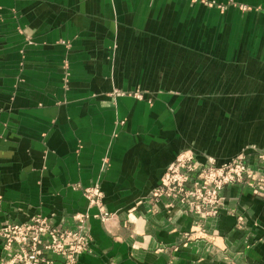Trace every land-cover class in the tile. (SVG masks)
<instances>
[{
	"label": "crops",
	"instance_id": "crops-1",
	"mask_svg": "<svg viewBox=\"0 0 264 264\" xmlns=\"http://www.w3.org/2000/svg\"><path fill=\"white\" fill-rule=\"evenodd\" d=\"M186 151L264 152V0H0V229H74L99 185L79 264H264L263 195L152 199Z\"/></svg>",
	"mask_w": 264,
	"mask_h": 264
},
{
	"label": "built area",
	"instance_id": "built-area-1",
	"mask_svg": "<svg viewBox=\"0 0 264 264\" xmlns=\"http://www.w3.org/2000/svg\"><path fill=\"white\" fill-rule=\"evenodd\" d=\"M255 154V161L241 153L227 163L218 164L211 157L201 162L194 152H183L167 169L152 199L175 202L205 220L219 216L226 201L224 191L228 188L248 187L264 198V152ZM83 194L88 211L75 217L74 229L54 227L41 215L27 223L4 225L0 229V241L10 258L2 264H79V257L90 247L86 232L88 220L97 218L105 222L113 216L105 207L99 185L84 188ZM92 210L96 213L92 214ZM49 254L57 255L60 260L49 258Z\"/></svg>",
	"mask_w": 264,
	"mask_h": 264
}]
</instances>
